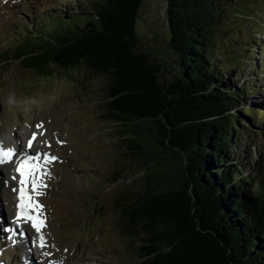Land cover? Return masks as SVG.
<instances>
[{
    "label": "trees",
    "instance_id": "trees-1",
    "mask_svg": "<svg viewBox=\"0 0 264 264\" xmlns=\"http://www.w3.org/2000/svg\"><path fill=\"white\" fill-rule=\"evenodd\" d=\"M140 1L71 5L53 21L64 31L47 35L53 44L32 38L10 47L8 58L40 78L84 69L106 76L104 114L120 126L127 161L145 168L165 158L161 175L142 174L140 192L115 200L125 231L139 241L134 264H264V156L249 148L235 157L241 137L257 143L250 126L264 117L243 104L260 89L252 77L237 85L239 71L215 49L251 1L165 0L178 69L171 77L135 51Z\"/></svg>",
    "mask_w": 264,
    "mask_h": 264
},
{
    "label": "rangeland",
    "instance_id": "rangeland-1",
    "mask_svg": "<svg viewBox=\"0 0 264 264\" xmlns=\"http://www.w3.org/2000/svg\"><path fill=\"white\" fill-rule=\"evenodd\" d=\"M73 1L76 2V0H0V39L4 41L0 40V62H2L0 66V132L12 131L15 128V122L21 123L19 120L9 123L17 116L21 119L32 118L30 123L34 119L36 121L44 119L51 124L52 144H58L59 139L55 137L57 131L62 135L60 139L67 141L66 146L62 142L60 153L58 152L63 157L55 156L56 173L45 190L49 195L46 199L50 204L48 207L52 208V230L43 231L41 235H37V232H27L33 248V240L48 233V239L52 241L54 238L60 244L59 257L66 258L67 263L134 264L138 260L136 246L139 245V241L136 237L132 240L125 231L123 227L125 220L119 216L120 206H115V200L120 201L119 197L125 198L128 193L140 192L144 174L161 175L165 169L163 167L166 164L165 158L158 162L152 161L145 168L140 163L133 164L127 161L128 152L120 142V126L106 118L104 114L105 96L101 87L106 82V76H90L89 71L84 69L82 72L71 70L70 76L61 72L47 78H40L31 69H25L23 63L13 58L9 59V51L4 53L7 46L26 37L22 23L27 20L24 19L27 12L36 14L41 11L57 10L60 14L61 10L69 7ZM82 1L85 3L87 0ZM232 1L236 3V0ZM252 1L255 6L253 10L255 18L252 20L247 17L242 18L243 23L239 22L235 25V27L240 25L238 34L236 30L233 33L227 31L229 35H224L223 39L222 36L215 39L217 59L226 67L235 66L236 71L241 73L239 81L236 80L237 85L251 76L249 62L244 61V57H248V50L244 52L240 46L248 44L251 62L258 66L262 62L261 65H264V30H262L264 0ZM227 9L231 10V7ZM14 11L21 13L22 20L19 25H16V22L12 24V20L16 18ZM56 15L58 14H53V16ZM165 16V0L140 1L135 20L137 36L135 51L146 53L152 63L158 64L162 70L166 71V75L171 77L178 71L177 58L169 45L170 36ZM232 16L233 14L230 17ZM27 18L31 21L29 16ZM45 19L48 21L47 16ZM36 25L40 27L42 24L34 21L33 26L29 27L35 43L53 44L47 35L54 31L64 33L53 23L44 25L46 29H43L44 31L37 30ZM78 25L82 27L81 23ZM222 27L226 28L225 24ZM5 29L8 31L7 35L3 32ZM256 31L261 33L254 38ZM27 40L30 41L31 37ZM229 74L228 72L227 75ZM255 79L259 80L255 87L261 90L259 94L254 95L255 97L252 95V99H261L263 96L264 101V71L262 69L259 70L258 75L256 74ZM9 98L14 99L11 108L8 107ZM252 102L253 100L247 102L244 107L252 108ZM262 108L264 109V102ZM257 121L250 126V129L262 131V138L261 141L249 146L254 152V157L261 158L264 156V122L258 121L256 128ZM42 130L45 133L46 130ZM127 135L123 137H128ZM239 142L241 150L235 157L244 156L246 153L244 149L247 146L244 149L242 147L244 138L241 137ZM46 145L49 146L48 143ZM54 149L51 147V150L54 151ZM46 155L50 156L49 153ZM74 166L77 170L75 172ZM11 195L9 197L10 214L13 213ZM45 195L46 193L43 196ZM1 200L5 207V199L1 197ZM36 201H38L37 195H35ZM3 251L13 254V251L9 252L7 249ZM42 252L46 253V251ZM17 254L22 258L24 256L23 251H17ZM40 255L41 252H38V256ZM29 258L34 260L33 257ZM38 261L42 262L41 259ZM0 262H3L1 256ZM13 264L18 263L14 260Z\"/></svg>",
    "mask_w": 264,
    "mask_h": 264
},
{
    "label": "snow or ice",
    "instance_id": "snow-or-ice-1",
    "mask_svg": "<svg viewBox=\"0 0 264 264\" xmlns=\"http://www.w3.org/2000/svg\"><path fill=\"white\" fill-rule=\"evenodd\" d=\"M38 128H41L42 125H37ZM36 134H33L32 139L28 141V147L31 148L33 141L35 140ZM15 155L13 149L5 150L2 146H0V165L8 163L11 161V158ZM39 156L36 157H28L26 156L22 162H18V166L15 171L19 174V188L13 189L14 192H17L18 203L17 213H16V221H19L23 218L26 221H31L32 227L40 232L42 227H44V220L39 215V210L42 208L41 205L35 202L34 195L29 193L28 186L31 185V192L35 195H40L39 189L45 187L42 183H40L39 178L37 177V173L40 171L39 164H33L30 161L38 160ZM55 157H47L45 156V163H50L55 160ZM16 179V177H13ZM30 210L36 212V215H31ZM5 231L12 232V229L8 228ZM41 247L44 246L43 238L41 237Z\"/></svg>",
    "mask_w": 264,
    "mask_h": 264
},
{
    "label": "bare ground",
    "instance_id": "bare-ground-1",
    "mask_svg": "<svg viewBox=\"0 0 264 264\" xmlns=\"http://www.w3.org/2000/svg\"><path fill=\"white\" fill-rule=\"evenodd\" d=\"M18 137V136H17ZM33 146L31 147V149L33 150V152L34 153H36V156H39V158H42V156H43V148L45 147V146H37V144H35L34 142H33V144H32ZM19 149V152L20 153H22V154H27V153H30V151H31V149L30 148H27V149H25V148H22V147H19L18 148ZM45 150V149H44ZM42 159H44V158H42ZM10 164H11V161L10 162H8V163H5V164H3V165H0V167L1 168H6V167H9L10 166ZM45 173V170L43 169V167L41 168V166H40V177H44V176H42L43 174ZM15 174V173H14ZM13 172H10V178H7V182H8V186L7 187H11L12 185H14L16 182H15V179H13ZM1 187V186H0ZM19 188V187H18ZM18 188H16V189H18ZM28 190H29V192H30V194H33L32 192H31V188L30 187H28ZM11 191H12V193H17V192H14L13 191V188L11 187L10 188V190H6L5 189V197H6V200H7V203H8V205L10 204V200H9V197H10V195H11ZM4 201V200H3ZM16 203H18V199H16V201H15ZM15 202H13L12 201V211L14 212V209H15ZM13 214V213H12ZM31 215H32V211H31V213H30ZM13 216H14V218H13ZM11 222L14 224V225H20L19 224V221H21V220H24L23 218H21L19 221H16V214H15V212H14V214L13 215H11ZM31 255V256H30ZM29 255V257H33L32 256V254H30ZM32 259H28V261H31Z\"/></svg>",
    "mask_w": 264,
    "mask_h": 264
}]
</instances>
